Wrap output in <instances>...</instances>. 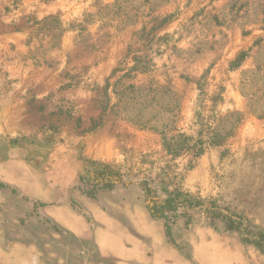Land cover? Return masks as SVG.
I'll use <instances>...</instances> for the list:
<instances>
[{
    "label": "rangeland",
    "instance_id": "rangeland-1",
    "mask_svg": "<svg viewBox=\"0 0 264 264\" xmlns=\"http://www.w3.org/2000/svg\"><path fill=\"white\" fill-rule=\"evenodd\" d=\"M0 191L17 264L93 253L36 203L80 211L85 192L105 209L189 200L175 224L264 264L248 242L264 235V0H0Z\"/></svg>",
    "mask_w": 264,
    "mask_h": 264
},
{
    "label": "crops",
    "instance_id": "crops-1",
    "mask_svg": "<svg viewBox=\"0 0 264 264\" xmlns=\"http://www.w3.org/2000/svg\"><path fill=\"white\" fill-rule=\"evenodd\" d=\"M79 201L80 211L66 203L46 201L51 205L42 207L40 213L66 234L79 240L92 238L87 245L93 253H84L82 264H251L241 244L218 238L216 230L201 220L175 224L173 239H168L164 221L153 219L142 206L124 202L105 209L87 197ZM1 242L4 264L21 261L20 257L13 259L11 242ZM15 246L23 253L28 251L27 243L20 241ZM37 264L44 263L37 259Z\"/></svg>",
    "mask_w": 264,
    "mask_h": 264
},
{
    "label": "trees",
    "instance_id": "trees-1",
    "mask_svg": "<svg viewBox=\"0 0 264 264\" xmlns=\"http://www.w3.org/2000/svg\"><path fill=\"white\" fill-rule=\"evenodd\" d=\"M244 60V56L241 55L239 57V61ZM114 174L109 169H105L100 173V184L104 185V187H111L114 185ZM82 180H84L82 178ZM9 188V187H8ZM14 189V188H10ZM145 195L149 197H155L154 192L151 188L147 187L145 190ZM89 198L95 199L93 195L85 192ZM39 208L49 206L51 204L46 202H36ZM152 204V205H151ZM147 206L150 216L153 219H160L164 221L165 233L168 239H173V225L179 220L180 217H183L187 214V211L192 208L193 202L189 200L179 201L177 197L170 196L163 204H158L157 202H151ZM218 217V216H217ZM227 228L232 230H237L241 233L242 236L246 237L249 232V224L245 221L241 216L237 214H233L232 216H227L224 218ZM248 242H253L257 247L261 249L264 253V235L261 234L259 238L255 237L254 240L250 239Z\"/></svg>",
    "mask_w": 264,
    "mask_h": 264
}]
</instances>
